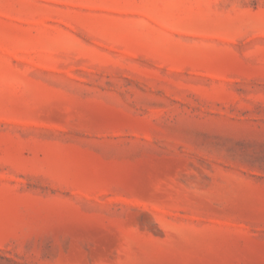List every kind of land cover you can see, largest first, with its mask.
Here are the masks:
<instances>
[{"label": "rangeland", "instance_id": "rangeland-1", "mask_svg": "<svg viewBox=\"0 0 264 264\" xmlns=\"http://www.w3.org/2000/svg\"><path fill=\"white\" fill-rule=\"evenodd\" d=\"M0 264H264V0H0Z\"/></svg>", "mask_w": 264, "mask_h": 264}]
</instances>
